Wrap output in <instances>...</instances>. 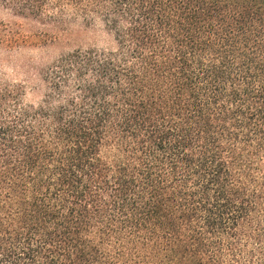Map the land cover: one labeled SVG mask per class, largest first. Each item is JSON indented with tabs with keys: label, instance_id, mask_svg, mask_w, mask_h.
Masks as SVG:
<instances>
[{
	"label": "trees",
	"instance_id": "obj_1",
	"mask_svg": "<svg viewBox=\"0 0 264 264\" xmlns=\"http://www.w3.org/2000/svg\"><path fill=\"white\" fill-rule=\"evenodd\" d=\"M0 1L83 39L0 73V264H264V0Z\"/></svg>",
	"mask_w": 264,
	"mask_h": 264
},
{
	"label": "rangeland",
	"instance_id": "obj_2",
	"mask_svg": "<svg viewBox=\"0 0 264 264\" xmlns=\"http://www.w3.org/2000/svg\"><path fill=\"white\" fill-rule=\"evenodd\" d=\"M0 1V73L6 79H26L34 69L51 61L82 41L80 37L57 34L16 16ZM91 35L79 23L69 26ZM57 34V36H56Z\"/></svg>",
	"mask_w": 264,
	"mask_h": 264
}]
</instances>
